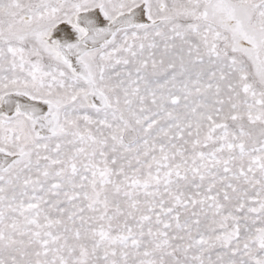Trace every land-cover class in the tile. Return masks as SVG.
<instances>
[{"label":"snow or ice","instance_id":"6c2138e0","mask_svg":"<svg viewBox=\"0 0 264 264\" xmlns=\"http://www.w3.org/2000/svg\"><path fill=\"white\" fill-rule=\"evenodd\" d=\"M0 264H264V0H0Z\"/></svg>","mask_w":264,"mask_h":264}]
</instances>
